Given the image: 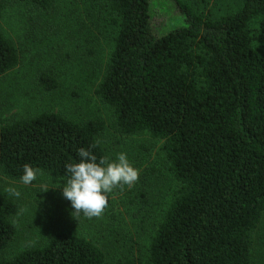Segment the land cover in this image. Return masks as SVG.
Instances as JSON below:
<instances>
[{"label":"trees","instance_id":"obj_1","mask_svg":"<svg viewBox=\"0 0 264 264\" xmlns=\"http://www.w3.org/2000/svg\"><path fill=\"white\" fill-rule=\"evenodd\" d=\"M21 1L42 10L52 5ZM101 1L115 29L97 89L112 110L111 124L52 112L6 123L0 126V173L20 180L28 164L65 181V164L77 161L79 148L107 157V127L125 137L147 133L162 141L176 190L138 263L253 264L251 234L264 211V0H242L235 12L216 18L169 0L173 5L160 11L159 25L151 0ZM3 9L0 2V19ZM19 60L0 23V76ZM39 83L47 91L58 86L47 74ZM136 195L145 202L143 188ZM14 210L0 198V264H108L91 240L68 233L3 259L15 235Z\"/></svg>","mask_w":264,"mask_h":264},{"label":"rangeland","instance_id":"obj_2","mask_svg":"<svg viewBox=\"0 0 264 264\" xmlns=\"http://www.w3.org/2000/svg\"><path fill=\"white\" fill-rule=\"evenodd\" d=\"M201 16L216 18L235 12L242 0H181ZM4 9L0 23L5 38L19 51V64L0 76V126L41 113H58L84 122L101 118L107 125L112 110L97 94L113 48L115 29L108 22V9L101 0H52L47 10L21 0H0ZM154 21L169 0H151ZM165 10L163 13L167 12ZM259 20L252 22L255 29ZM41 74L56 79L55 90L39 83ZM107 157L127 153L130 163L146 173V181L131 187H116L108 193V205L99 217L71 214L70 202L63 198L62 179L39 173L30 185L0 173V198L15 204L10 221L15 235L3 251V259L30 249L44 247L57 233L85 237L104 253L108 264L144 262L157 225L176 190L169 178L162 141L147 133L119 136L107 127L102 136ZM139 179V178H138ZM8 187L19 190L14 197ZM137 187L146 192L142 203ZM42 191L43 189H46ZM130 188L133 191H130ZM252 262L264 264V211L251 234Z\"/></svg>","mask_w":264,"mask_h":264},{"label":"clouds","instance_id":"obj_3","mask_svg":"<svg viewBox=\"0 0 264 264\" xmlns=\"http://www.w3.org/2000/svg\"><path fill=\"white\" fill-rule=\"evenodd\" d=\"M77 156L76 162L65 164L67 179L61 185L62 196L73 209L71 214L99 217L108 205V193L118 186L131 187L139 178V170L133 167L125 152L116 154L114 159H98L92 151L81 147ZM38 174V169L25 164L20 182L30 185ZM6 192L17 198L20 196L15 187H8Z\"/></svg>","mask_w":264,"mask_h":264}]
</instances>
